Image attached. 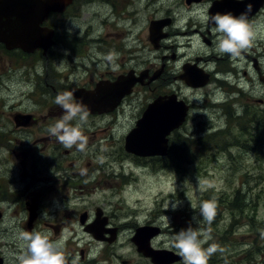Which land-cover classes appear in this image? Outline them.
<instances>
[{
	"label": "rangeland",
	"instance_id": "374dc122",
	"mask_svg": "<svg viewBox=\"0 0 264 264\" xmlns=\"http://www.w3.org/2000/svg\"><path fill=\"white\" fill-rule=\"evenodd\" d=\"M214 1L202 0L189 5L187 0H74L64 13L52 16L50 25L56 28L58 40L66 46L65 51L77 52L76 56L88 52L94 57V52L99 49H127L134 55L146 56L150 63L158 55L150 40L152 21L170 22L162 29L163 34L167 28L171 31L176 27L184 33L196 31L201 24L196 13L204 10L207 14ZM186 6L193 7L187 9ZM180 14L187 15L188 20L184 22L186 17L182 19ZM259 14L249 22L257 31V37L251 48L242 53L241 67L234 65L240 73L225 75L222 70L219 76L230 82L226 87L234 86L238 81L239 90L230 88L227 93L224 88L212 85L205 90L209 100L225 103L223 106L216 111L210 105L197 107L199 93L184 84L182 87L176 85L191 102L192 110H188L185 124L169 137L166 156L139 159V156L124 151L125 138L135 128L134 121L139 112L130 103H135L136 107L141 105L145 92L125 105V113H121L124 118L110 113L94 118L95 122L87 121L83 129L87 137L85 150L79 151L75 146L68 149L73 150L71 158L76 155L86 165L81 168L85 170L84 180L76 192L78 200L70 201L71 208L88 211L93 220L96 213H101V220L107 218L105 214L119 231L115 245L92 247L95 250L90 253L98 258L97 264H152L132 242L139 227L149 225L162 230L152 241L156 249L177 253L171 247V237L192 226L209 233L211 239L205 248L217 245L208 264H264V104L261 103L264 102V83L258 75L259 67L264 74V12ZM171 18L175 23L177 21L176 27H170ZM190 19L193 22L186 25ZM184 33L172 36L167 43L179 44L181 54H188L190 44L193 55H218L215 48L206 47L196 36L192 38L193 32L190 35ZM102 40L105 42L99 44ZM15 56L0 54V83H7L12 88L8 92L0 85V99L9 95L10 100L14 98L13 102L18 104L26 97L20 87L33 60L14 58L11 63ZM60 61L58 67L63 63ZM41 62L44 64H38L37 72L44 75L46 60L38 61ZM231 65L226 62V69H231ZM174 66L178 67L179 63ZM234 91L235 95L232 94ZM35 96L31 103L41 107L46 98ZM205 103L206 100L202 104ZM1 154L13 168V158L8 160L7 153ZM238 191L242 199L236 203L237 212H231L228 206L235 201ZM209 192L213 193L212 198L208 196ZM210 199L217 203L215 221L196 224L193 217L199 215L200 204ZM172 264H182V261Z\"/></svg>",
	"mask_w": 264,
	"mask_h": 264
},
{
	"label": "flooded vegetation",
	"instance_id": "af4514ba",
	"mask_svg": "<svg viewBox=\"0 0 264 264\" xmlns=\"http://www.w3.org/2000/svg\"><path fill=\"white\" fill-rule=\"evenodd\" d=\"M186 7L189 9L193 6ZM211 7L207 11L209 17H211ZM260 12H264V8ZM54 15L60 14H52L44 23V26L55 29L54 45L46 54L39 49L34 52L21 49L8 50L4 44H0V54L16 55L11 58V63L14 58L33 60L28 71L24 73L23 87L17 84L23 92L22 95H26L25 99L23 97L22 102L18 104L13 102L14 98L11 101L9 95L0 99V264H18L16 256L22 251V241L18 237L25 231L48 233L53 240L63 237L68 264H72L73 260H76L77 264H97L98 258L94 253H90L95 250L92 247L102 244L110 247L116 243L100 241L88 228L94 222L92 215L86 210L71 208L70 201L78 200L79 196L76 192L84 180L82 174L85 170L81 168L86 165L76 155H74L76 158H71L73 150L64 149L63 145L47 131L48 127L63 114L62 109L55 104L58 93L72 91L76 101L81 100L83 104H89L85 100L92 97L90 102H95L96 96H91L90 93L100 86H105L101 88L106 90L111 84L124 83L131 79L133 81L131 93L124 95L113 111L96 113L88 110L87 121L95 122L94 118L110 113L124 118L125 115L121 113H125V105L131 99H138L140 94L145 92L141 105L136 107L135 103H130L131 107L139 109L134 121L136 125L146 108L158 98L174 97L176 101L183 102L189 111L192 110L191 102L184 95L182 88L176 85L182 87L181 84H184L194 93H199L200 97L196 99L195 106L203 108L205 105H210L214 111L225 103L208 99L205 90L209 86L222 87L227 93L230 88L239 90L238 81L234 82V86L226 87L230 82L226 79L221 80L219 76L222 70L225 71V75L233 73L237 76L240 70L234 65L241 67V57L233 59L226 54L209 53L193 55L190 44L187 46L188 54H181L179 44L167 43L169 39H173L172 36L178 37L184 33L177 30L179 28L176 27L177 21L175 23L174 18H171L170 27L176 29L168 31L167 28L164 33L166 37L157 44V47L153 44L154 49L158 50V55L154 63L152 61L149 63L146 56L144 58L141 54L134 55L132 50L127 49L117 51L99 49L94 52L96 54L94 57L89 56L88 52L86 55L76 56L77 52L65 51L66 46L63 47L58 40L56 28L50 25ZM186 16L180 14L182 19ZM187 20L188 17L184 22ZM192 22L193 20L190 19L186 25H191ZM213 27L211 23H201L195 28L196 31H185L183 35H190L193 32L192 38L196 36L206 44V47L215 48L216 37L212 32ZM175 30L176 32L172 33ZM184 37L189 38V36ZM103 42L105 41L102 40L99 44ZM109 55L112 57L111 60L108 59ZM41 59L46 60L47 68L43 71L44 75L37 72L38 64H44L38 63ZM59 60L63 63L58 67ZM226 62L232 63L231 69H226ZM176 63H179L178 67L174 66ZM196 68L205 75L204 81L207 83L204 87H193L186 80V71ZM258 75L259 79L264 75L260 67ZM2 84L5 86L2 87ZM0 85L2 89L12 91L7 83ZM232 94L235 95L236 92ZM35 95L46 98L41 107L31 103ZM216 99L219 97L217 96ZM205 100L206 103L202 104ZM227 100L226 98L225 102ZM91 110L93 111L92 107ZM84 135L86 136L85 133ZM124 151H126L125 145ZM2 152L7 153L8 160L13 158L15 162L13 168L8 165L7 158L2 156ZM138 158L145 159V157ZM87 165L89 167L90 164ZM83 213H87L85 222L81 220ZM104 216L109 218L105 214ZM110 220L111 218L107 219V229L114 228ZM104 237L108 238V234Z\"/></svg>",
	"mask_w": 264,
	"mask_h": 264
},
{
	"label": "water",
	"instance_id": "95a60500",
	"mask_svg": "<svg viewBox=\"0 0 264 264\" xmlns=\"http://www.w3.org/2000/svg\"><path fill=\"white\" fill-rule=\"evenodd\" d=\"M200 1L202 0H187V4ZM72 3L73 0H0V44H4L8 50L21 49L34 52L36 49H42L46 53L54 45L55 30L44 26L45 21L52 14L64 13ZM249 4L251 10L247 11ZM212 6L211 16L218 12H230L236 16L247 12L249 20L264 7V0H216ZM169 23L167 20L150 23V40L156 47L158 42L166 37L161 31ZM185 77L193 87H202L207 83L204 81L205 75L197 68L188 69ZM261 81L264 83V77H261ZM132 86L131 79L124 83L111 84L106 90L102 89L105 86H100L90 93L91 96L95 95L97 100L90 102L92 97L88 98L85 102L89 104L84 105L91 112H111L119 105L124 95L131 93ZM173 98H158L147 107L136 128L125 138V148L128 153L139 157L167 154L168 136L185 122L188 111L183 102ZM100 215L99 212L95 223L91 225L92 232L99 239L105 226L100 220ZM115 232L116 230L109 242L116 239ZM160 233L161 230L157 227H141L132 241L137 246L138 252L151 258L153 264H172L180 261L181 258L177 253L152 247V240Z\"/></svg>",
	"mask_w": 264,
	"mask_h": 264
},
{
	"label": "clouds",
	"instance_id": "9594fccd",
	"mask_svg": "<svg viewBox=\"0 0 264 264\" xmlns=\"http://www.w3.org/2000/svg\"><path fill=\"white\" fill-rule=\"evenodd\" d=\"M251 10L248 5L247 11ZM201 23L214 25L212 32L215 35V50L218 54H226L233 59L241 57L242 53L251 48L257 37V31L248 22L247 12L239 16L232 13H216L209 17L206 11L196 13ZM73 28L76 25L71 23ZM72 28L69 29L71 34ZM108 59H112L109 55ZM55 104L62 109V116L47 129L52 137L66 149L74 146L84 151L87 137L84 135V125L87 123L88 109L82 101H76L72 91L60 92L55 97ZM75 121V123H73ZM193 210L196 208L192 205ZM217 213L215 199L205 200L200 204L199 215L193 217L196 224L205 222L211 224ZM22 241V251L16 256L18 264H68L65 256V239L63 237L53 240L44 232H21L18 237ZM211 239L208 232L193 228L181 229L171 237L173 247L182 264H208L210 257L217 251V245L205 244ZM72 264H77L73 260Z\"/></svg>",
	"mask_w": 264,
	"mask_h": 264
},
{
	"label": "trees",
	"instance_id": "16d2710c",
	"mask_svg": "<svg viewBox=\"0 0 264 264\" xmlns=\"http://www.w3.org/2000/svg\"><path fill=\"white\" fill-rule=\"evenodd\" d=\"M240 193V194H239ZM212 195H213V193L212 192H209L208 193V196L209 197H211L212 198ZM241 199H242V197H241V192L240 191H238V194H237V196H236V198H235V201L233 202V203H231V205L230 206H228V208L231 210V212H237V202H241ZM213 221H215V219L213 220ZM229 234H231V233H229Z\"/></svg>",
	"mask_w": 264,
	"mask_h": 264
}]
</instances>
